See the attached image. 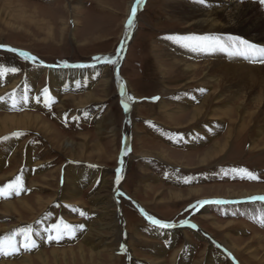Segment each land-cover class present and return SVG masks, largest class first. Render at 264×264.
Listing matches in <instances>:
<instances>
[{
    "label": "rangeland",
    "instance_id": "1",
    "mask_svg": "<svg viewBox=\"0 0 264 264\" xmlns=\"http://www.w3.org/2000/svg\"><path fill=\"white\" fill-rule=\"evenodd\" d=\"M136 1L0 0V46H4L0 47V70L2 73L12 75L10 77L12 79L6 81L8 85L13 79L28 81L27 85L35 83L32 94L39 97L43 92H49L50 86L47 73L43 70L51 68L53 71H58L62 68H70L73 71H80L71 73L62 89H58L60 95L51 92L54 97L51 96L47 102H42L38 109L30 110V105L27 104L25 109L14 107V110H10L7 114L20 115L28 112L39 115L59 133L61 142L66 140L81 144L84 138H87L91 146L84 152L77 148V151L72 153L53 143L50 144L49 140L37 131L15 132L21 133V138L17 141L18 147L25 145V148L26 146L32 148L33 164L37 161L43 162L48 164V169L44 173L36 174L35 166L32 167L24 161L21 164V159V162L10 163L11 154L8 155L3 169H12L17 174L12 178L0 180V188L15 182L6 189L8 198H0V205L6 200L14 202L24 199L30 202L37 196H43L46 200L55 198L60 167L90 165L92 168L94 166L98 170L103 169L107 172L109 180L102 183L108 187L111 185V197L113 189L119 191L116 198L122 206L116 208L113 202L121 232L116 240V259L109 262L106 257L95 258L96 263L100 261L101 264H132L133 262L151 264L155 259L161 258L166 264H172L171 258L179 250L181 257L185 258L184 264H206V261L202 262L201 255L205 251L204 247L209 243L212 251H224L223 254L220 251L225 258L222 264H264V226H262L264 200L255 199L264 197V134H253L256 127L264 124L259 116L262 106L259 108L261 104L250 103L245 115L231 124L234 134L230 140L228 153L224 152L206 162L199 161L205 152L222 140L231 121L221 114V110L227 107L214 106L217 112L211 117L210 122L218 124L220 128L207 136L199 132L207 130L206 123L196 126V123L189 121L188 114L197 108L209 93L222 92L223 87L214 85L206 90L204 84H201L204 78L201 73L198 74L199 76H187L182 71L159 70L155 55L168 49L171 44L170 38H178L179 34L185 32L186 25L179 16L172 14L167 7L168 0H140L139 3ZM257 1L259 3V0ZM132 3L136 8L133 31L128 36L129 39L127 38L125 53L119 55L128 21L132 17ZM225 4H229V0L220 2L221 6ZM261 11L263 12L264 9ZM200 59L197 63L202 64V61L207 62L212 58ZM11 69L16 71H10ZM30 71H34L32 74L35 82L29 77ZM85 72L88 74L94 72L96 77L88 83L87 78L82 75ZM77 75L80 77L76 78ZM106 75H109L108 88L103 82ZM1 78L3 79L2 76ZM75 81H78L76 85H74ZM262 93L263 89H258L254 92V97H259ZM89 94L97 96L101 101L89 104L87 108L81 109L82 112L75 107L66 110L59 108L61 104L59 99L74 97L79 100ZM195 94L199 95L198 99L192 97ZM186 100L189 101L187 106L183 103ZM226 105L235 108L232 102ZM2 109L0 108V115L6 114ZM183 113H185L184 117H178ZM106 115L112 117L116 132L114 136L109 135L101 139L97 133V122L100 120L95 122V119L98 117L102 119ZM251 115L255 116L250 117ZM242 125L247 128L244 134L239 129ZM198 136L203 138L199 139ZM96 143L103 145L105 154L110 159L106 161L93 151L92 147ZM124 151L127 158L124 168L126 173L123 172L119 176L117 169ZM115 156H117L116 160ZM30 167L32 170L29 171ZM50 172H54L52 177L49 175ZM247 173H252L255 178H250ZM168 175L175 178L178 176L179 181L172 177L168 179ZM99 176L95 187H92L93 182H91L81 189V201L88 203L96 195L97 186L105 179ZM43 178L48 179V184L43 183ZM33 179L40 184L48 185L50 190L40 191L42 188L39 190L32 188L30 185ZM188 190L194 192L190 193ZM13 191L17 193L9 198V194ZM247 191L253 195L247 199L238 197ZM228 192L238 196L229 198ZM173 193H178V196ZM55 202L42 213L36 211L37 215L40 213L42 216L50 215L45 222L46 230L53 231L54 226L64 221L59 219L64 217V213H61L64 205L57 200ZM204 205L207 206L201 211L202 218H198V211ZM79 208L74 216H67L66 220L73 225L80 224L78 228L86 226L84 231L87 234L86 223L92 222L91 214L88 209ZM30 216L28 213H23L24 220L29 223L10 229L1 234L0 239L11 236L15 241L19 237L24 238L23 234L15 236L13 234L21 228L33 227V224H36L34 221L31 222ZM149 217L169 225L171 229L182 226L180 229L183 230L182 232H187L184 230L194 225L197 228L193 232L197 233L200 229L204 235L201 236L200 232L194 235L193 232L188 231L186 239L179 229L171 231L169 227L163 228L164 231H170L168 236L171 233L174 236L175 243L170 249L171 239L166 241L163 237L150 235L160 226L153 224ZM10 222L4 220L2 225H9ZM228 223L231 224L230 227L227 226ZM130 226L147 236L149 242H135L130 234ZM80 229L83 231L82 228ZM178 230L180 233L177 235ZM63 234L67 236L65 231ZM102 234L109 238L110 230L104 229ZM254 235L262 238L261 241L254 240ZM32 236L31 240L36 243ZM76 238L72 243L63 239L58 244L54 236L50 235L42 242L44 246L42 248L47 251L56 247L77 248L80 238ZM200 238L205 242L197 241ZM226 238L240 248L242 259L222 242ZM41 245L35 244L34 248H29L28 254L35 256ZM163 245L166 246L167 252ZM247 245L250 251H247ZM156 246H161L163 249L161 257L156 254L154 249ZM184 252L188 253L185 255ZM135 253H138V257ZM17 254L19 252L7 254V257L11 255L8 259L17 262L19 261ZM23 254L21 253L22 256Z\"/></svg>",
    "mask_w": 264,
    "mask_h": 264
},
{
    "label": "bare ground",
    "instance_id": "2",
    "mask_svg": "<svg viewBox=\"0 0 264 264\" xmlns=\"http://www.w3.org/2000/svg\"><path fill=\"white\" fill-rule=\"evenodd\" d=\"M222 1L223 0H168L167 7L171 10L172 14L179 16L181 21L186 25V30L185 32L179 34L178 38H170L171 44L169 48L171 49L168 48L165 51L155 55L157 60L156 64H158L159 70L182 71L183 74H187V76H199L198 74L201 73V75H203L204 77L201 84H204V88L206 90H208L210 86L214 85L223 87L222 92H219L217 94L209 93L207 97L201 100V104L197 108L193 109L190 114H188V118L190 119L189 121L196 123V126L206 123L205 126H207V130L205 129V131L199 132L202 133L201 135L207 136H210L212 132H216V129L220 128L218 124L210 122L212 121L211 117H213L214 113L217 112L213 108L214 106H219L220 108L227 107L226 109L224 108L223 110H221V114L229 118L231 121L229 128L225 133V136L220 142L214 144L207 152L203 154V156L201 157L202 159H199V161L201 162H206L211 158H216L218 155H221L224 152H229L228 150L230 149V140L232 139V136L234 134L233 125L231 124H234L235 121L241 119L242 116L245 115V112L248 109V105L250 103H254L255 105L261 104L259 108L262 106V110H259V116L264 123V63L256 64L249 62V60L246 61L244 55L242 54V51L245 48L240 44V41H244L247 42V44L252 45L255 49H264V11H261L262 9H264V7H262V4L260 2H241L239 0H229V4L221 6L220 2ZM136 2H138V0ZM223 3H225V1ZM132 6L134 8V4ZM130 19L132 20V24L131 26H129L128 21L123 43L119 49V55L125 53L124 51H126L127 49L128 42L127 38L133 31L132 26L134 24V17L132 16ZM190 41L192 43H189ZM195 41L219 42L220 44L226 45V47L202 48L197 47L195 45ZM200 58H212V61H202V64H199L197 63V60ZM47 69L48 70L43 71L44 73H47V81L49 80L48 82H50V86L48 87L49 92H43V94L39 97L38 95H34V93L32 94L35 88V86L33 85L35 83L27 85L29 83L28 81L26 82L21 80V83L19 79H13V81H11V83L8 85V82L6 81H8V79L12 75L10 76L9 73H2L1 76L3 77V79L0 76V108H3L2 110L6 111V114L0 115V180L6 178L9 179L16 175V173L12 169H3L4 162L6 161L8 155L10 156V154V163H15L17 161L21 162V159V164L24 161L26 164L32 165V167L35 166V170L37 169L36 174L44 173L48 169V164H45L43 162L37 161L33 164V155L31 154L32 148H30V146H26L25 148V145L18 147L17 141L21 138V133L16 134L15 132H20L23 130L37 131L43 134L44 137L49 140L50 144L53 143L58 147H61L63 150L72 151V153H75L77 151V148H79V151L83 152L88 148H91L90 144L87 141V138H84L81 144H76L66 140L61 142L59 133L56 132L54 127L49 122H47L43 117L39 115L33 113L31 114L28 112H23V114L20 115L7 114V112L10 113V110H14V107L25 109V105L27 104L30 105V110L33 108L38 109L42 102H47L49 97H51L54 92L57 96L60 95L58 93L60 90L58 89H62V86L66 84V81L71 73L80 72L73 71V69L70 68H62L58 71H53L51 70V68ZM32 73H34V71H30L29 77L31 81H34V74ZM82 75L87 78L88 83H90L91 80L96 77H94V72H92V74H88V72H85ZM79 77L80 75L76 76V78ZM107 77H109V75L105 76L103 82L104 86L108 88L109 84ZM77 82L78 81H75L74 85H76ZM258 89H263V93L259 94V97H254V92L258 91ZM22 94L23 97H21ZM122 95L124 94L122 93ZM198 96L199 95L196 94L195 96L192 95V97H197V99L199 98ZM59 101L61 102L59 108L66 110V108L75 107L76 110L78 109L80 110L79 112H82L81 109L87 108L91 103H99L101 100L97 96L89 94L85 96V98L79 100H77V98L70 97L69 99H59ZM229 102H232L235 108L228 107L226 103ZM183 103L187 106V104H189V101L187 102L186 100ZM124 104L127 105V103ZM182 104L181 106H183ZM9 107L12 108L9 109ZM180 115L178 117H182L183 115H185V113H183L181 116ZM252 116L255 115H251L250 117ZM99 120L100 122H97ZM95 122H97V133L99 134L101 139H104L109 135L114 136L116 128L112 117L108 115L103 116L102 119L98 117L95 119ZM239 129L241 133H246L245 130L247 128L245 125H242ZM253 134H264V124L256 127ZM198 138L202 139L203 137L198 136ZM92 149L94 152L98 153L102 157V159L106 161L110 159V157L105 154L106 151L102 144L96 143L93 145ZM116 157L117 156L114 157L115 160ZM71 160L73 159L71 158ZM126 161L127 158L124 151L120 157L119 168L117 169L118 174H120L119 176H121L123 172L126 173L124 171ZM32 167H30L29 171L32 170ZM60 172L61 167L59 169L57 191L55 192L54 196L55 198L46 200L43 196H37L33 201L30 202L24 199H18L14 202L13 200H6L4 204L0 205V235L8 232L12 228L14 229L20 225L29 223L26 222L23 218V213H28V215H31V222H36V224H33V227L28 228L32 229V233L30 235H33L32 237L35 239L37 246L41 245L42 242L45 241L44 239L50 235H55L60 240L65 239V234H60L58 231L56 232V230H46L45 222L48 219L47 217H49L50 215H41L44 210L49 209L51 206H53L55 200H57L64 205L63 211H60L61 213H64V217H59V219L64 220L63 223L65 222V224L71 226V231L68 232H70L73 236H76L77 233V237L80 238L78 247H53L54 249L47 251L42 248L44 247L42 244L39 247V252L35 256H32V254H28V246H30L31 243H29L28 246L25 247V242H23L25 241L24 238L19 237L17 238V240H13L15 250L8 249L7 245H5V252L0 253V259L4 258L2 261H0V264H77L78 262H80L81 264H101L99 260V262L96 263L95 258L100 259L106 257L109 262H112L116 259V240H118V236L121 232L118 228L115 207L118 208L119 206L121 208L122 206L120 201L116 198V195L119 193V191L113 189L111 197V185L110 187H108L106 184L102 183L103 181L106 182L107 180H109L107 172L103 169L98 170L94 167L92 168L86 165H68L65 169V176H62L60 181V185H64L63 187L59 186ZM28 174L30 175V172H28ZM53 174L54 172L49 173L51 177ZM99 175H101V177H105V179L101 181L99 186H97L96 195L91 200H89L88 203L81 201V189L91 182H93L92 187H95V183H97L100 178ZM168 176L175 178V176L172 175ZM43 181V183H47L48 179L43 178ZM43 183L40 184L33 179L30 186L38 190L42 188L40 191L50 190L48 185H44ZM40 185H42V187H40ZM194 190H188V192L193 193ZM173 194L175 195L176 193ZM177 194L176 196H178ZM232 194L233 193L231 192L227 193L229 198L238 196V194ZM251 195L253 194L247 191L243 193L242 196L238 197H246L245 199H247ZM10 197L11 195L9 194V198ZM113 202L115 204V207L113 206ZM66 204H72L82 207L83 209H88L89 214H91L92 222L86 223L88 229L87 234L85 233L86 228H83V231H81L80 228L82 227H77L80 226V224L73 225V223L66 220L67 216H74L77 212L76 208L71 209V206H67ZM88 204L90 205V207ZM206 206L207 205H205L204 207ZM204 207L202 208V210L204 209ZM202 210L198 212V218H202ZM36 211H41V213L37 215ZM67 212L69 213L68 215ZM206 218L211 219V217L209 216ZM4 220H10L11 222L9 225H2V222ZM230 225V223L227 224V226L229 227ZM104 229L110 230L109 238H106L102 234V230ZM169 229H171V227H169ZM175 229L180 230L179 227H175L174 229H171V231ZM164 230L154 229V231L151 232L150 235H156L158 236L157 238H160L162 237L160 236V233H170V231ZM179 230L177 232V235L181 231ZM184 231L193 232L190 230ZM229 231H231V228H229ZM187 232H182L183 236L186 239L188 238L187 235L189 234ZM198 232L201 233V236L204 235V233L202 234L200 229H198ZM198 232L195 233L198 234ZM195 233L193 232L192 234L195 235ZM253 233L256 232L253 231ZM66 234L68 235L67 232ZM130 234L137 243L149 242V238L147 236H144L142 233L137 232L136 228L133 226H130ZM256 236L257 235H254L253 239L257 242H260L262 238ZM167 239H171L170 236ZM66 241L69 243L68 240ZM197 241H201V243L205 242V240L203 241L202 238H200V240L197 239ZM61 242H59L58 244H60ZM222 242L227 246L228 249L233 251L240 259H242L241 250L236 244H234L228 238L223 239ZM208 244L204 247L205 251L202 252V262L206 261V264H222L225 260L224 256L222 255L224 251L220 250L222 254L220 253V251H212V246ZM86 248H88V250H86ZM246 248L247 251L251 250L248 245L246 246ZM154 249L156 250V254L161 257L163 254L162 247L156 246ZM18 252L19 254H17L16 256L19 258V261L13 262L11 261V259H8L11 255L7 257V254H16ZM21 253H24L23 256L21 255ZM184 253L186 255L188 252ZM135 255L138 257V253H135ZM135 255L134 257L137 258ZM5 258H7L8 260ZM171 263H185V258L181 257V251L178 250L172 256ZM132 264L136 263L133 262ZM151 264H166V261L161 258H157Z\"/></svg>",
    "mask_w": 264,
    "mask_h": 264
},
{
    "label": "snow or ice",
    "instance_id": "3",
    "mask_svg": "<svg viewBox=\"0 0 264 264\" xmlns=\"http://www.w3.org/2000/svg\"><path fill=\"white\" fill-rule=\"evenodd\" d=\"M139 2H140V0H138V3ZM259 2L261 4H264V0H259ZM135 13H136V8H133V10H132V16L133 17L135 16ZM131 24H132V20L130 19L129 20V26H131ZM189 43H192V42L190 41ZM240 44L243 45V47L250 52L251 51H257V49H255L252 45L247 44V42L240 41ZM195 45L197 47H202V48H215V47L224 48V47H226V45L220 44L219 42H208V41H195ZM0 47H4V46H0ZM9 50L15 51V50H11V49H9ZM258 51H260L262 54H264V49H260ZM20 54L24 55L23 53H20ZM10 71L14 72V71H16V69H11ZM0 74H2V70H0ZM241 171L246 172V170H241ZM247 174L250 178H255L252 173H247ZM17 179H19V178H17ZM12 183H15V182H10L9 185H6L5 187L0 188V196H4L6 194V189L10 188ZM255 199L264 200V197H257ZM81 214L83 215L84 213H81ZM149 219L151 220V222L153 224H157L162 228L169 227V225L161 223L158 220L152 219L150 217H149ZM262 226H264V220H262ZM54 228L60 234H63L64 231H71V226L64 224L63 221H61L59 225L54 226ZM31 233H32L31 228H21V229L17 230V232L14 233L13 236L18 235V234H23L24 240H25V247H27L29 243L34 244V241L31 240V235H30ZM49 238L51 239V237H49ZM5 245H7L8 249L15 250L14 241H13V238L11 236L0 239V253L5 252Z\"/></svg>",
    "mask_w": 264,
    "mask_h": 264
},
{
    "label": "crops",
    "instance_id": "4",
    "mask_svg": "<svg viewBox=\"0 0 264 264\" xmlns=\"http://www.w3.org/2000/svg\"><path fill=\"white\" fill-rule=\"evenodd\" d=\"M72 163V162H71ZM85 166V165H84ZM90 166V165H89ZM91 167V166H90ZM94 167V166H93ZM65 168L66 167H63V168H61V172H60V176L62 177V176H65ZM17 174V173H16ZM168 179H171L169 176H168ZM175 179H178V176H177V178H175ZM178 181H179V179H178ZM59 182H60V179H59ZM59 186H61L60 184H59ZM64 186V185H63ZM63 186H61V187H63ZM15 191H13V192H11L10 193V195H11V197L13 196V194H15V193H17V192H15ZM70 206H71V209H73V208H76V209H78L79 207H76V206H73L72 204H70ZM80 209V208H79ZM83 228H86V226H82V229ZM161 228V227H160ZM160 228H155V230H158V229H160ZM163 228H161V230H162ZM88 231V230H87ZM140 232V231H139ZM73 233V232H72ZM141 233V232H140ZM165 235V236H164ZM160 236H162L163 237V240L165 239H167L169 236H170V238H171V243H169V248L170 249H172V247L174 246V243H175V241L173 240V235H171V234H169V236L167 237V234H161L160 233ZM77 237V233H76V236L74 237V239H77L76 238ZM155 239V238H154ZM161 240V239H160ZM167 240H169V239H167ZM166 240V241H167ZM69 241V240H68ZM74 240H72V241H69V243H72ZM174 241V242H173ZM79 242V241H78ZM161 242V241H160ZM172 244H173V246H172ZM163 247L165 248V250H166V246H164L163 245ZM166 252H167V250H166ZM192 262V261H191Z\"/></svg>",
    "mask_w": 264,
    "mask_h": 264
},
{
    "label": "water",
    "instance_id": "5",
    "mask_svg": "<svg viewBox=\"0 0 264 264\" xmlns=\"http://www.w3.org/2000/svg\"><path fill=\"white\" fill-rule=\"evenodd\" d=\"M207 204V203H206Z\"/></svg>",
    "mask_w": 264,
    "mask_h": 264
}]
</instances>
